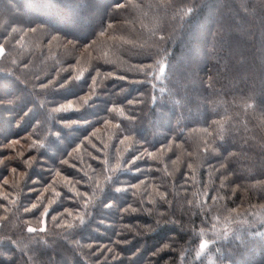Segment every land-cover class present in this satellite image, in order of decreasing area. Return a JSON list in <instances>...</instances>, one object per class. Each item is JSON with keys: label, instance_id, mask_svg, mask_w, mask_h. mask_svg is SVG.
Segmentation results:
<instances>
[{"label": "trees", "instance_id": "trees-1", "mask_svg": "<svg viewBox=\"0 0 264 264\" xmlns=\"http://www.w3.org/2000/svg\"><path fill=\"white\" fill-rule=\"evenodd\" d=\"M0 47V264H264L262 0H0Z\"/></svg>", "mask_w": 264, "mask_h": 264}, {"label": "snow or ice", "instance_id": "snow-or-ice-1", "mask_svg": "<svg viewBox=\"0 0 264 264\" xmlns=\"http://www.w3.org/2000/svg\"><path fill=\"white\" fill-rule=\"evenodd\" d=\"M262 2H264V0H262ZM122 7H124V5H122V4H120V3H118V4L116 5V8H122ZM184 7H185V9H186L185 16H188V17L191 16L192 13H193L194 7H193L191 4H186V5H184ZM33 31H35V29H33ZM101 35H103V32L101 33ZM159 39H160V41H163V40L165 39V37H164L163 35H161V36L159 37ZM2 53H3V48L0 47V54H2ZM165 70H166L165 67H159V71H160V73L165 72ZM149 154L151 155V153H149ZM57 175H59V173H57ZM117 191H120V189L117 188ZM49 203H51V201H49ZM32 207L35 208L36 205L33 204ZM26 210H27V209H26ZM47 212H48V209L45 208V209H44V214L46 215ZM53 219H55V217H53ZM80 219L82 220V217H81ZM67 226H68V227H72V224L69 223V224H67ZM41 230H42V229H41ZM36 231H37L36 228H32V227H29V228H28V232H30V233H33V232H36ZM207 243H208L207 241L202 242V243L200 244V248H201V249L206 248V247H207Z\"/></svg>", "mask_w": 264, "mask_h": 264}]
</instances>
